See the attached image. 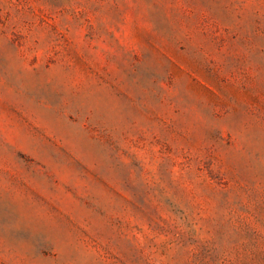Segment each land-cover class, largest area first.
<instances>
[{
  "label": "rangeland",
  "instance_id": "1",
  "mask_svg": "<svg viewBox=\"0 0 264 264\" xmlns=\"http://www.w3.org/2000/svg\"><path fill=\"white\" fill-rule=\"evenodd\" d=\"M0 264H264V0H0Z\"/></svg>",
  "mask_w": 264,
  "mask_h": 264
}]
</instances>
